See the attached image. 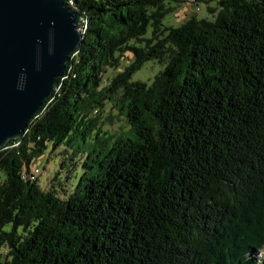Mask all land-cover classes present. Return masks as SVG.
<instances>
[{"label":"trees","instance_id":"1","mask_svg":"<svg viewBox=\"0 0 264 264\" xmlns=\"http://www.w3.org/2000/svg\"><path fill=\"white\" fill-rule=\"evenodd\" d=\"M63 1L82 40L24 135L0 149V264H257L264 0H185L207 17L177 26L166 22L177 0ZM148 61L165 68L132 81ZM107 107L127 131L102 130ZM78 135L102 146L71 191L30 179Z\"/></svg>","mask_w":264,"mask_h":264},{"label":"water","instance_id":"2","mask_svg":"<svg viewBox=\"0 0 264 264\" xmlns=\"http://www.w3.org/2000/svg\"><path fill=\"white\" fill-rule=\"evenodd\" d=\"M63 0H0V149L24 135L81 44Z\"/></svg>","mask_w":264,"mask_h":264},{"label":"rangeland","instance_id":"3","mask_svg":"<svg viewBox=\"0 0 264 264\" xmlns=\"http://www.w3.org/2000/svg\"><path fill=\"white\" fill-rule=\"evenodd\" d=\"M178 2L173 4V9L170 15L167 17V25L177 26L185 21L190 15H195L198 19L207 17V10L205 5L202 4L201 10L197 12L195 5L185 3V0H177ZM201 3L203 0H199ZM199 2V4H200ZM127 62L122 64V68L127 66ZM165 68V64H160L156 61H148L145 63L137 73L135 72L132 76V81L145 82L148 85L153 83L154 78L162 69ZM113 116L109 117V114ZM99 123L102 124L100 127L105 130L108 134L117 135L121 131H127V123L118 116L114 111L110 112V109L101 111L98 116ZM82 136L65 142L63 145L53 151L52 148L48 152H45L34 164L41 174L37 175L38 184L46 190L55 188L59 190L61 196L64 195L63 190L71 191V186L74 187L80 180L83 170L80 164L85 162L87 154H94L97 152L102 144L100 141L90 139L82 140ZM83 159L84 161H80ZM66 162V167L61 168V164ZM80 163V164H79ZM72 165V166H71ZM68 171H70L68 173ZM58 174L60 179L55 180V176ZM67 176L69 180L66 181ZM3 172L0 171V182L4 180ZM61 188L59 189L58 185ZM255 259L258 261L257 264H264V248L258 250L255 254Z\"/></svg>","mask_w":264,"mask_h":264},{"label":"bare ground","instance_id":"4","mask_svg":"<svg viewBox=\"0 0 264 264\" xmlns=\"http://www.w3.org/2000/svg\"><path fill=\"white\" fill-rule=\"evenodd\" d=\"M68 4H69V5H72L71 1H69ZM82 24L84 25V21H82V23H81L80 25H82ZM80 25H79V30H80V33H81V30H82V29H80ZM83 30H84V27H83ZM32 170H33V169H32ZM39 174H40V171H39L38 169L35 168L33 171H31L29 177H30V179H32V181H33V180H36V179H37V175H39Z\"/></svg>","mask_w":264,"mask_h":264}]
</instances>
